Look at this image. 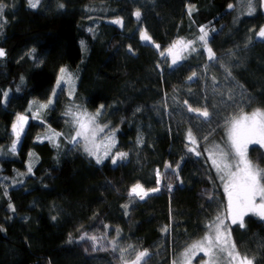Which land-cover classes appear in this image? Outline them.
Returning <instances> with one entry per match:
<instances>
[{
	"label": "trees",
	"instance_id": "obj_1",
	"mask_svg": "<svg viewBox=\"0 0 264 264\" xmlns=\"http://www.w3.org/2000/svg\"><path fill=\"white\" fill-rule=\"evenodd\" d=\"M39 1L33 9L28 0H0V264H124L113 241L147 251L145 264H171L227 209L206 149L224 142L234 117L264 110V12L251 4L242 13L239 0ZM144 31L152 44L140 40ZM178 40L195 51L172 66L165 54ZM61 68L76 81L73 97L54 91ZM72 104L90 115L104 106L96 122L117 140L107 160L98 164L68 142ZM189 105L207 108L210 119ZM21 115L29 121L12 151ZM52 130L58 143L40 140ZM117 152L128 155L113 165ZM248 153L264 168L260 147ZM136 183L159 191L133 201ZM231 229L236 250L264 264V220L249 216Z\"/></svg>",
	"mask_w": 264,
	"mask_h": 264
},
{
	"label": "snow or ice",
	"instance_id": "obj_2",
	"mask_svg": "<svg viewBox=\"0 0 264 264\" xmlns=\"http://www.w3.org/2000/svg\"><path fill=\"white\" fill-rule=\"evenodd\" d=\"M39 0H28V4L31 8H36L38 6ZM259 3L264 4V0H259ZM6 5L0 2V18L3 16V12ZM63 8V5H60ZM232 6L229 5V8ZM139 17V13H136ZM113 23H122L120 20H114ZM202 33L199 36V40L203 42L204 48L208 52L209 61L215 60V54L212 49L208 47V38L209 34L205 31L203 27L200 28ZM257 36L264 38V27H261ZM140 38L142 41H147L150 38L144 33L141 32ZM180 47H177V46ZM159 48V46H157ZM188 48H192V42L185 44L182 40L176 41L169 49L168 55L172 56V66H175L178 63V60L184 59L182 53L185 52ZM176 49V51H173ZM195 51V48H192ZM34 51V50H33ZM5 56L4 49L0 48V57ZM161 56H164V53L161 52ZM61 76L57 80V87L61 88V82L65 80L66 69H60ZM230 75V73H229ZM196 76V73L193 72L192 79ZM70 80L71 77L69 76ZM56 93H54L55 95ZM7 95V93H5ZM251 99V98H249ZM52 104L50 99L47 104L40 105V108H47ZM185 104H188V101H185ZM98 109L95 115H88L84 113L83 116L74 117V123L76 124L75 135L72 137L71 142L73 144L79 143L78 138H82L85 141V151L90 156H94L96 162L99 164L102 162V157L97 154L98 146L95 145L94 140L97 135V132H105V129L108 128V125L99 126L96 123L97 117L102 115V109ZM189 113H197V119L203 118L204 121L210 119V113L207 108L201 111L199 108H192L188 106ZM139 111V109H137ZM66 115H73L72 109H69L66 112ZM35 118V116H33ZM16 123L12 125V130L16 134V141L20 139V134L24 131V124L26 123L25 116H17ZM55 135H60L55 133ZM106 139L112 140L111 136H107ZM207 139V137H205ZM188 141L190 144H196V138L192 135L191 130L188 133ZM91 142V143H90ZM250 144H258L261 148H264V110L257 109L252 112L250 115H240L239 117H234L230 121V126L227 131V146L221 148L219 145H215L211 151H209V160L211 161L212 166L215 168L221 182L224 185V191L227 195L228 200V209L227 214L231 217V223L237 224L241 228L244 227L243 218L248 213H253L259 216L261 220H264V169H260L252 161L248 159V146ZM115 142L112 141L106 146L107 150L104 155H108V151L111 148H114ZM16 150V143L12 145V151ZM190 152H195L197 156L201 155L199 151H196L195 147H189ZM208 151V150H206ZM127 153L117 152L114 156L111 157L113 165H116L118 161H122L127 157ZM170 167L166 165V168ZM31 172V168H29ZM157 185L160 184V172H156ZM169 189L172 188L171 185L168 186ZM151 192L159 191V188H154L149 190ZM149 191H145L140 183H136L130 190V196H136L140 200H144L145 197L149 195ZM257 200L259 202H257ZM11 207V205H10ZM126 207V206H125ZM208 228V233L202 238L201 241H198L191 245L186 252L183 254L184 259H189V254L194 253L195 250H199L204 254V256L209 257L204 264H253V259H249L247 255L242 256L237 250L235 243L231 240V232L227 229L230 227L224 222V218L217 216L215 221L206 225ZM167 231V229H165ZM85 237H81L84 239ZM94 242L95 237H91ZM113 251L118 250L116 241H113ZM94 250L95 244H94ZM149 257L147 251L139 252L135 259L131 261V264H145L146 258ZM121 258L123 259V250H121ZM173 264H177L176 261ZM190 264V261H189Z\"/></svg>",
	"mask_w": 264,
	"mask_h": 264
},
{
	"label": "rangeland",
	"instance_id": "obj_3",
	"mask_svg": "<svg viewBox=\"0 0 264 264\" xmlns=\"http://www.w3.org/2000/svg\"><path fill=\"white\" fill-rule=\"evenodd\" d=\"M258 2H256L255 0H239L238 3L240 5L239 7L242 10V13H245V14L246 13H249L251 11V9H252V6H253L254 10H256L257 8H260V10H262L264 12V4H261V3H258ZM251 4H252V6H251ZM96 27H97V25L94 23V25L91 26L90 29L94 32V30H95ZM144 33L147 35V33L145 31H144ZM259 39H264V38H260L259 37ZM140 40H141V38H140ZM142 42L143 43L146 42V43H151L152 44L151 39H149L147 41H142ZM177 47H180V46L178 45ZM173 51H176V49H173ZM183 53H182V55H183ZM165 58L168 60V63L172 64V56L171 55H168V51L165 54ZM179 61L180 60H178V62ZM61 75L62 74H60V76ZM63 75L65 76V80L61 82L62 87L66 88V89H69L68 95H69V97H73V93H74L75 88H76V86H75L76 81H74L72 75H68V73H64ZM69 76L71 77L70 80L68 79ZM54 87H55V89H54L55 92L57 90L61 89V88H58L57 87V82H56V84H55ZM40 105H42V104H40ZM40 105L35 106V108L37 109V110L35 109V111L33 113L35 117H37L40 114V112H42V111H44L46 109V108H40ZM69 109H72L73 115H66V112ZM66 112H65V117L68 119V125H67V128H66L67 130H66V133H65L66 135L65 136L67 137L68 142L70 144L74 145L71 142V139L75 135V129L77 127L76 124L74 123V117L83 116L84 113H87L88 115H90V114L86 110L82 109L81 107H78L75 104L69 105L68 108L66 109ZM251 113L252 112H250V113H244L242 115H250ZM195 114L197 115V113H195ZM21 116H24V115H21ZM28 121L29 120L26 117V123L24 124V128L27 125ZM99 126H101V125H99ZM229 126H230V124H229ZM229 126L225 130L226 134H225L224 142L214 143L212 146H210L209 148L206 149L208 151H206V153H205V155L207 157V161H208L209 165L211 166V168H212V170L214 172V176H216L217 186L220 188V190L222 191L224 197L226 198V201H227V206L226 207H227V209H228V200H227V195H226V193L224 191V185L221 182V180H220V178H219V176H218L215 168L212 166L211 161L209 160L208 156H209V151H211L215 145H219L221 148H225L227 146V131H228ZM23 133H24V131L20 134V139H21ZM55 133H59V132H57L55 130H52L50 133H47L46 135L41 136L40 137V140H47V141H50V142L53 141L55 143H58V141H59L58 138L60 136H62V135L59 133L60 135L57 136V135H55ZM107 136H111L112 137V140L106 139ZM20 139L17 142L16 141V134L14 133V140H13V142L16 143V150L18 149V147L20 145ZM78 140H79V144L81 145L82 149L84 150L85 149V141L82 138H78ZM112 141H114L115 142V145H116V141H117L116 140V137L114 136V134L108 128L105 129V132H97V135L95 137L94 143H95V145L98 146L97 154L102 157V162L105 161V160H107V158L111 155V152L115 149V148H111L110 151H108V155L107 156L104 155L105 151L107 150L106 146L108 144H110ZM251 146H258V147H260V145H258V144H250L248 146V149ZM261 149L264 152V148H261ZM11 150H12V147H11ZM92 158H94V160H96L94 156H92ZM248 159L250 160L249 153H248ZM258 167L260 169H264L263 167H260V166H258ZM160 186H161V178H160ZM131 199L134 201V200L139 199V198L133 195V196H131ZM257 202H259V201L257 200ZM227 209H226L225 213L223 215H221V217L224 218L225 224L230 226L227 230L231 232V240H232L233 243H235V241H234V239L232 237V229L231 228L234 227V226H238L239 227V223H237V224H232L231 223V217L228 216ZM249 216L255 217L258 220H260V218H259L258 215L253 214V213H248V214H246L244 216L243 222ZM206 230L207 231L205 232V234L200 239L196 240V242L201 241L202 238L206 235V233H208V231H209L208 228ZM193 244H190L189 246H187L186 249H188ZM117 246H118V250L117 251H118L119 255H121V250H123V259L125 260V263L124 264H131V261H133L135 259V257H136L134 251L131 250L129 247L125 246V245H121V246L120 245H117ZM186 249H184L183 251H181L180 254L178 256H176L175 259H173V262L176 261L177 264H189V261H190V264H204V262L209 259V257L204 256V254L197 249V250H195L194 253H190L189 254V259L186 260V259H184V256H183V254L186 252ZM173 262L171 264H173Z\"/></svg>",
	"mask_w": 264,
	"mask_h": 264
}]
</instances>
